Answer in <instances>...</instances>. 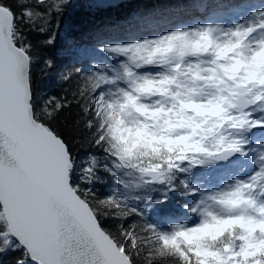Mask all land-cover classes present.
<instances>
[{
	"label": "snow or ice",
	"instance_id": "6c2138e0",
	"mask_svg": "<svg viewBox=\"0 0 264 264\" xmlns=\"http://www.w3.org/2000/svg\"><path fill=\"white\" fill-rule=\"evenodd\" d=\"M70 7L0 0V264H264V143L252 138L264 139V10L104 45L118 67L76 68L72 101L96 150L81 162L80 121L59 127L72 102L38 101L32 72L30 36L55 46ZM237 156L254 165L243 178L204 191L180 178ZM101 172L117 185L103 198L91 187ZM173 192L198 194L185 205L196 223L162 230L135 206Z\"/></svg>",
	"mask_w": 264,
	"mask_h": 264
},
{
	"label": "trees",
	"instance_id": "16d2710c",
	"mask_svg": "<svg viewBox=\"0 0 264 264\" xmlns=\"http://www.w3.org/2000/svg\"><path fill=\"white\" fill-rule=\"evenodd\" d=\"M258 8H264V0H71V7L62 17L58 30L57 42L53 47H45L43 35L33 34L30 39L35 44L36 61L33 65V84L35 97L43 101L51 96H67L72 107L60 118L59 127L69 121L79 120L77 140L85 142L76 144L74 152L81 162H86L89 155L96 150L90 148L86 140L88 130L85 127L86 116L72 101L78 80L76 68L83 71L90 69L91 63L118 67L123 57H111L100 50L104 45L131 43L144 38L160 35L168 27H192L196 24L221 22L235 16L248 18ZM53 61L49 68L46 61ZM146 68L142 71H154ZM260 137L253 133L255 142ZM254 170L245 158L237 156L223 166L210 168L197 167L181 175L191 186L199 191L219 187L222 182L233 178H243ZM100 180L91 185L97 196L103 198L115 190V181L106 173H100ZM196 196L184 197L178 192L170 193L162 205H135L144 213L147 222L168 230L172 223L194 224L198 218L191 214L185 205L191 206ZM124 218H120L123 221ZM104 227L115 231L118 222L110 217L101 216ZM127 223L140 224L139 217H129ZM5 264H8L6 258ZM159 264H165L160 258Z\"/></svg>",
	"mask_w": 264,
	"mask_h": 264
},
{
	"label": "rangeland",
	"instance_id": "374dc122",
	"mask_svg": "<svg viewBox=\"0 0 264 264\" xmlns=\"http://www.w3.org/2000/svg\"><path fill=\"white\" fill-rule=\"evenodd\" d=\"M261 10H264V8H258L255 12H258V11H261ZM243 19H244L243 16H240V17L235 16V17H233V18L226 19L225 21H221V22H218V23H220V24H224L225 26H231L233 23H241V22L243 21ZM208 23L216 24V22H208ZM174 26H175V25H172V26L168 27L167 30H165V31L163 30V31H161V32L163 33V32H167V31H169V30H175V29H178V27H174ZM183 28H185V27H183ZM258 143H264V139H259V140H258ZM251 172H252V171H251ZM120 218H124V217L121 215Z\"/></svg>",
	"mask_w": 264,
	"mask_h": 264
},
{
	"label": "water",
	"instance_id": "95a60500",
	"mask_svg": "<svg viewBox=\"0 0 264 264\" xmlns=\"http://www.w3.org/2000/svg\"><path fill=\"white\" fill-rule=\"evenodd\" d=\"M234 159V158H233ZM227 162H225V163H221V164H219V165H224V164H226Z\"/></svg>",
	"mask_w": 264,
	"mask_h": 264
}]
</instances>
